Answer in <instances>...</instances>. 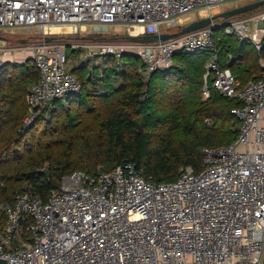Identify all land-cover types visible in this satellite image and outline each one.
<instances>
[{
    "label": "built area",
    "instance_id": "1",
    "mask_svg": "<svg viewBox=\"0 0 264 264\" xmlns=\"http://www.w3.org/2000/svg\"><path fill=\"white\" fill-rule=\"evenodd\" d=\"M238 1L0 0V28L44 35L57 25L75 35L121 37L123 28L130 36L160 34L163 24L183 25L191 12L209 15ZM218 25L156 41L74 45L90 57L135 54L145 78L172 67L179 53H210L202 99L215 89L240 101L231 109L238 135L227 145L204 147L202 170L183 166L172 181L155 182L125 162L111 170L99 165L96 173L66 174L46 199L25 186L0 205L3 264H264V72L242 83L221 67L213 27ZM222 28L251 43L264 69V10ZM31 52L39 79L27 88L25 125L47 104L82 89L65 46L44 39ZM10 53L0 47V68Z\"/></svg>",
    "mask_w": 264,
    "mask_h": 264
},
{
    "label": "trees",
    "instance_id": "2",
    "mask_svg": "<svg viewBox=\"0 0 264 264\" xmlns=\"http://www.w3.org/2000/svg\"><path fill=\"white\" fill-rule=\"evenodd\" d=\"M126 55L139 59L130 53L105 56L102 75H76L72 69L81 91L43 108L31 125L24 123L26 94L39 73L30 60L5 62L0 68V205L25 186L46 199L64 175L96 173L99 165L111 170L132 162L155 182L172 181L183 166L202 170L204 147L237 138L239 121L231 109L241 102L215 89L202 99L203 62L182 52L172 67L145 78L137 63L124 62ZM220 64L227 67L222 58ZM256 71L254 80L264 69Z\"/></svg>",
    "mask_w": 264,
    "mask_h": 264
},
{
    "label": "rangeland",
    "instance_id": "3",
    "mask_svg": "<svg viewBox=\"0 0 264 264\" xmlns=\"http://www.w3.org/2000/svg\"><path fill=\"white\" fill-rule=\"evenodd\" d=\"M253 1L254 0H240L237 3H227V4H224V5L217 7L213 11L212 14H218V13H221V12H224V11L231 9L234 6L250 3ZM263 10H264V5L254 9V10H251V11H248V12H245L242 14H238V15L230 17V18L217 19L215 21V23L221 25V24L228 22V20L244 18V17H247V16L252 15L254 13H259ZM206 16H208V14L205 11H194V12H191V13H189L183 17V25H180L177 27H170L168 24H163L161 26V31L162 32H175V31L181 29L183 26L187 25L188 23H190L194 20H197L199 18L206 17ZM57 27L61 28V31L53 32L51 28H48L46 35L58 36V38L55 42L57 44L65 46L66 52L70 58L69 65L72 67L75 74L76 75L84 74L85 76H88L91 72H93L97 75L98 74L102 75L103 69L107 65V63L104 60V57H101V56L90 57L87 55L85 50H83L82 48H75L74 47L75 44H84L85 42H88V40H82V42L81 41L79 42L76 38H74L76 35L74 33L70 32V28L67 29V27H64V26H57ZM125 33H126V31L123 28L122 32L119 34V36H121V38L114 36L113 33L106 34V35H93V36L96 38L97 37H104L101 40V42H105V43H110V42L124 43V42H127L126 40H124L122 38V36H125ZM215 34L218 37L224 36V38L228 39L229 42H231L233 44H238V42H239L238 39L236 38V36L226 35L223 31V28L216 30ZM44 36L45 35L42 32H39L37 29H35L33 31L25 32V31H23L21 29H17V28L16 29L0 28V47L1 48H8L9 50H11L10 55L8 54V55L4 56V58H5L4 60L5 61H7V59L11 60L14 64L28 60V57H25L26 55H23L22 57H17L16 53L29 51L35 45L43 43L44 42V38H43ZM87 36H91V35H87ZM247 48L249 50H252V48H253L252 44H248ZM179 56H180V58H182L181 55H179V54H177L173 57L174 62H175V60H177L179 58ZM185 56L186 55H184V57ZM185 58H195V59L200 60L203 63L204 62L206 63L207 61L210 60L211 54L210 53L191 54ZM86 62H88V65H85L86 67H84V68H80V66H83L81 64L86 63ZM124 62H126V63L135 62V63H137V65L141 69L142 60L140 58L135 59L132 56L126 55L124 57ZM75 67L77 69H74ZM116 82L118 83L119 81H116ZM58 101H60V100H58ZM63 103H66V102L63 101ZM66 104H65V106H66ZM48 116H49V113L44 115V117H47V118H48ZM37 119H38V115L31 122V124H33Z\"/></svg>",
    "mask_w": 264,
    "mask_h": 264
},
{
    "label": "crops",
    "instance_id": "4",
    "mask_svg": "<svg viewBox=\"0 0 264 264\" xmlns=\"http://www.w3.org/2000/svg\"><path fill=\"white\" fill-rule=\"evenodd\" d=\"M246 4H248V3H246ZM242 5H244V4H242ZM237 6H241V5H237ZM237 6H234L231 9H233ZM218 38L220 39L218 41V48L220 51L219 57H220V60L222 58V61H224V63H226V66H227L226 68H229L239 78V80L242 83H246L248 81L254 80V78L257 75L256 70L259 69L260 67H262L261 63H260V58L257 59V57L259 55L256 53L255 47L252 45V47H253L252 50H249L247 48V45L251 44V43H243L237 37L236 38L239 41L238 44H233V43L229 42V40L224 38V36H219ZM99 41H101V40H99ZM202 53H206V52H202ZM16 55H17V57H22L23 55H26L25 57H28V59H30L32 52H31V50L25 51V52H17ZM255 58L257 59V62L255 61L256 60ZM254 61H255V63H254ZM24 62L25 61H22V62H19L18 64H23ZM6 63L14 64L11 60H8V59H7ZM206 63L204 62L205 65H206ZM256 63L258 65H256ZM83 65H84V63H83ZM71 69H72V67H71ZM213 76H214V74L211 75V79Z\"/></svg>",
    "mask_w": 264,
    "mask_h": 264
},
{
    "label": "water",
    "instance_id": "5",
    "mask_svg": "<svg viewBox=\"0 0 264 264\" xmlns=\"http://www.w3.org/2000/svg\"><path fill=\"white\" fill-rule=\"evenodd\" d=\"M262 5H264V0L250 2L248 4L237 6L233 9H230V10L218 13V14H209L206 17L199 18L197 20H194V21L188 23L187 25L183 26L181 29H179L175 32H162L160 34H149V35H141V36L125 35V36H122V38L124 40H127V41H156L158 39H167V38H170L173 36L185 34V33H188L190 31L197 30V29L212 25L217 19L230 18V17L236 16L238 14H242V13L254 10V9H256ZM225 24L226 23L221 24V25L219 24L218 26H213V27L216 31V30L222 28ZM43 38L48 42H52V41H56L58 37L56 35H52V36L51 35H45ZM74 38H76L77 40H98L99 41V40H102L104 37H97L96 38L93 35H91V36L76 35ZM118 38H121V37H118ZM192 54H197V53H192ZM74 69H77V68H74ZM45 107L49 108V105L47 104ZM3 263H4V261L0 259V264H3Z\"/></svg>",
    "mask_w": 264,
    "mask_h": 264
},
{
    "label": "bare ground",
    "instance_id": "6",
    "mask_svg": "<svg viewBox=\"0 0 264 264\" xmlns=\"http://www.w3.org/2000/svg\"><path fill=\"white\" fill-rule=\"evenodd\" d=\"M58 26V25H57ZM57 26H53L51 29L53 32H58V31H61V28L57 27ZM68 29V27H67Z\"/></svg>",
    "mask_w": 264,
    "mask_h": 264
}]
</instances>
